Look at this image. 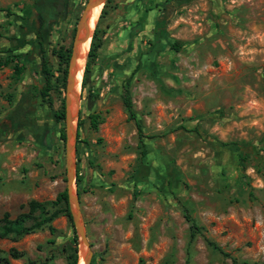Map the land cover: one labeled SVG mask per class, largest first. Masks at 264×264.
Returning a JSON list of instances; mask_svg holds the SVG:
<instances>
[{"label": "rangeland", "instance_id": "obj_1", "mask_svg": "<svg viewBox=\"0 0 264 264\" xmlns=\"http://www.w3.org/2000/svg\"><path fill=\"white\" fill-rule=\"evenodd\" d=\"M32 2L0 0V56L23 64L16 79L11 64L0 67V218L66 184L56 52L71 47L85 0L49 15L39 46H20ZM96 24L72 152L89 264H264V0H108ZM42 60L51 105L38 94ZM126 80L142 147L120 99ZM89 113L101 118L96 128ZM51 224L52 234L0 238V251L23 253L10 264L48 254L65 264L74 226L62 215Z\"/></svg>", "mask_w": 264, "mask_h": 264}, {"label": "trees", "instance_id": "obj_2", "mask_svg": "<svg viewBox=\"0 0 264 264\" xmlns=\"http://www.w3.org/2000/svg\"><path fill=\"white\" fill-rule=\"evenodd\" d=\"M67 0H35L33 4V10L35 12V18L37 20V30L35 32V39H37V43H40L42 40L41 37V29L44 27V24L49 16L47 13H51L54 16H61L64 13V8ZM108 0H105L100 12L99 17L104 13V7ZM2 9V8H0ZM4 10V9H2ZM6 13H10L9 10L5 9ZM97 24L95 25L91 39L89 42L88 50L85 57V64L83 67L82 77L80 89L84 87L87 82V75L89 72V63L96 55V48L98 47L97 41ZM177 43H172L171 46L175 48ZM70 54V48H67L63 51L56 52L57 57H59L60 61L63 63L64 67L62 69V87L63 81L65 79L67 62ZM15 57L14 59H12ZM19 57L17 55L9 56H0V67L11 64L12 68V76L16 79L19 74L23 70V64L18 63ZM41 72L43 74V85L39 88L38 94L48 105H51V100L49 97V90L51 88L50 81V71L47 68L44 61H41L40 65ZM120 99L122 105L127 113V119L132 120L136 134L138 138V145L140 147L143 146L141 138L143 137L142 129L139 122L136 119V112L132 107V100L128 88V80L125 81L122 92L120 94ZM92 99L88 96V106L91 104ZM53 117L56 120L64 119V103L63 97L60 100L59 108L53 110ZM88 123L91 128H96L98 123L100 122L99 115L96 113H89L87 115ZM81 123L80 119L77 120L76 126ZM60 139L64 141V133L60 132ZM77 135V134H76ZM144 153V149H141V154ZM78 176H76L75 183L77 185ZM77 193V188H76ZM78 194V193H77ZM64 216L69 222H71V214L68 208L67 203V194L65 188L58 191L53 199L46 201H36L29 200L27 202V211L21 214H18L14 218H9L8 214L4 212L0 218V238L3 237H11L18 238L24 234L33 232L35 230L46 228L50 234L54 232V227L51 222L57 216ZM185 219L189 222L190 235L193 236L196 233L200 232L199 226L194 222V220L188 215L185 214ZM52 242V240H49ZM205 243L210 248L218 251L223 256H228V253L224 252L215 242L205 238ZM77 237L75 232H73L72 238L67 246V253L65 255V264H76L78 261V251H77ZM90 245V244H89ZM23 257V253L15 248H9L6 252V255L0 251V264H10L9 258L17 259ZM52 258V254H48L43 258L40 264H48V261ZM188 259H186L187 263ZM232 264H236V259L234 257L230 258ZM23 264H35L34 261L27 259Z\"/></svg>", "mask_w": 264, "mask_h": 264}, {"label": "water", "instance_id": "obj_3", "mask_svg": "<svg viewBox=\"0 0 264 264\" xmlns=\"http://www.w3.org/2000/svg\"><path fill=\"white\" fill-rule=\"evenodd\" d=\"M104 1L105 0H85L82 11L80 13V16L76 22V26L74 28V34H73L71 47H70V54H69L67 67H66L64 95H63V103H64L63 121H64L65 166H66V184L63 188H65L66 190L68 208L71 214V223L74 226L75 234L77 237V245H76L77 251L81 244H84L85 249H86L84 257H83V264H89L92 252L90 250V245L86 239L85 233L83 231L82 223L80 220L78 198H77L76 191L74 190V182H73V175H72L73 174L72 173V169H73L72 152H73L74 139L76 137V130L73 125V122H74V119L76 118V113H77L76 107H77L78 98H77L75 106L70 108L71 102H70L68 95L74 86L73 72L76 70V60L80 55L79 45L85 42L87 39H89V42H90L91 35H92L93 29L96 24L95 22L92 32L89 36L88 35L89 14L92 8L98 5H101L102 7ZM82 72H83V69H82ZM81 77H82V74H81ZM80 84H81V79H80ZM76 264H77V261H76Z\"/></svg>", "mask_w": 264, "mask_h": 264}, {"label": "bare ground", "instance_id": "obj_4", "mask_svg": "<svg viewBox=\"0 0 264 264\" xmlns=\"http://www.w3.org/2000/svg\"><path fill=\"white\" fill-rule=\"evenodd\" d=\"M101 5H98L94 8H92L90 14H89V20H88V35L90 36L92 29L94 27V24L97 20V17H99V11H100ZM89 45V39H87L85 42L81 43L79 45V52L80 55L76 60V70L73 72V79H74V86L69 93V99H70V108L75 106L78 94H79V89H80V79H81V74H82V69L84 66L85 62V56H86V51ZM85 246L84 244L80 245L79 251H78V261L77 264H83V257L85 254Z\"/></svg>", "mask_w": 264, "mask_h": 264}, {"label": "crops", "instance_id": "obj_5", "mask_svg": "<svg viewBox=\"0 0 264 264\" xmlns=\"http://www.w3.org/2000/svg\"><path fill=\"white\" fill-rule=\"evenodd\" d=\"M34 1L32 2V5H31V14H30V18H27V16L23 17L25 18V23H26V26H24L25 28L27 26H32V29L29 28V32H30V37L28 39H26V37H24V39L21 41V43L19 44L20 46H25V45H31V44H34L36 43L38 46L40 45V43H37V39H35V32L37 30V20L35 18V12L33 10V4H34ZM48 15H52L50 12L47 13ZM54 16V15H52ZM58 17V16H57ZM60 17V16H59ZM27 18V19H26ZM48 19V18H47ZM47 21V20H46ZM46 23V22H45Z\"/></svg>", "mask_w": 264, "mask_h": 264}]
</instances>
